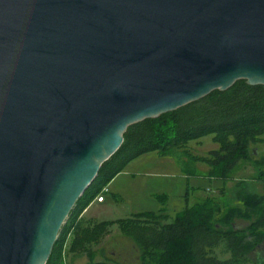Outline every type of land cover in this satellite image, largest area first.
<instances>
[{
    "label": "water",
    "instance_id": "water-1",
    "mask_svg": "<svg viewBox=\"0 0 264 264\" xmlns=\"http://www.w3.org/2000/svg\"><path fill=\"white\" fill-rule=\"evenodd\" d=\"M264 87V0H0V264H47L127 130Z\"/></svg>",
    "mask_w": 264,
    "mask_h": 264
},
{
    "label": "trees",
    "instance_id": "trees-1",
    "mask_svg": "<svg viewBox=\"0 0 264 264\" xmlns=\"http://www.w3.org/2000/svg\"><path fill=\"white\" fill-rule=\"evenodd\" d=\"M208 136L218 149L199 160L208 166L210 178L224 183L218 190L222 194L237 167L252 160V148L264 143V87L239 81L226 92L215 91L175 112L131 126L119 151L101 167L72 211L47 264H72L70 260L76 257L87 258L88 264H119L96 261L97 248L114 227L137 250V264H248L250 255L264 244V197L246 181L230 190L237 205L225 212L213 197L186 208L171 223L163 211L118 221L83 216L92 201L134 160L150 153L161 157L188 155L190 143ZM255 164L259 170L256 181L264 182V157ZM235 219L249 225L235 229ZM218 250L229 258L220 259ZM256 264H264V254Z\"/></svg>",
    "mask_w": 264,
    "mask_h": 264
},
{
    "label": "rangeland",
    "instance_id": "rangeland-1",
    "mask_svg": "<svg viewBox=\"0 0 264 264\" xmlns=\"http://www.w3.org/2000/svg\"><path fill=\"white\" fill-rule=\"evenodd\" d=\"M217 149L218 146L212 141V137L208 136L199 143H190L188 155L174 153L161 157L150 153L139 157L105 188L107 191L104 194L107 201L105 212L91 209L88 217L99 221H118L140 214H159L163 211L171 223L186 208L213 197L225 212L237 205L229 192L240 181L248 182L256 194L264 197V182L256 181L259 170L255 164L264 157V143L252 148L254 151L252 160L237 167L231 175V180L225 184V193L222 194L218 190L224 183L210 178L208 166L199 160ZM248 225L249 222L246 220L233 221L235 229H244ZM97 251L96 261L106 259L119 264H137L139 261V254L133 244L124 239L116 227ZM217 254L222 260L229 258L219 250ZM263 254L264 244L250 255L248 264H256ZM70 261L72 264H88L86 259ZM66 264H69V261H66Z\"/></svg>",
    "mask_w": 264,
    "mask_h": 264
},
{
    "label": "crops",
    "instance_id": "crops-1",
    "mask_svg": "<svg viewBox=\"0 0 264 264\" xmlns=\"http://www.w3.org/2000/svg\"><path fill=\"white\" fill-rule=\"evenodd\" d=\"M104 197H105V195H104ZM106 205H107L106 197H105V200H104L103 203H97V202L95 201V199H94V201H92V203H91V204L87 207V209L84 211L83 216H85V217L88 218V219H94V220H97L96 218H89V217H88V213H89V211H90L91 209H97V211L103 213V212H105V210H106ZM97 221H99V220H97ZM74 259H76V260H79V259H86V260H87V258H85V257H76V258H74ZM87 261H88V260H87Z\"/></svg>",
    "mask_w": 264,
    "mask_h": 264
},
{
    "label": "built area",
    "instance_id": "built-area-1",
    "mask_svg": "<svg viewBox=\"0 0 264 264\" xmlns=\"http://www.w3.org/2000/svg\"><path fill=\"white\" fill-rule=\"evenodd\" d=\"M105 193H107L106 190H104V191L100 194V196H98V197L95 199V201H96L97 203H103L104 200H105V198H104V194H105Z\"/></svg>",
    "mask_w": 264,
    "mask_h": 264
}]
</instances>
